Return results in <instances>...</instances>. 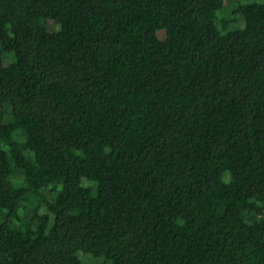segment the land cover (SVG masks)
<instances>
[{
    "label": "trees",
    "instance_id": "16d2710c",
    "mask_svg": "<svg viewBox=\"0 0 264 264\" xmlns=\"http://www.w3.org/2000/svg\"><path fill=\"white\" fill-rule=\"evenodd\" d=\"M251 1L0 0V264H264Z\"/></svg>",
    "mask_w": 264,
    "mask_h": 264
},
{
    "label": "rangeland",
    "instance_id": "374dc122",
    "mask_svg": "<svg viewBox=\"0 0 264 264\" xmlns=\"http://www.w3.org/2000/svg\"><path fill=\"white\" fill-rule=\"evenodd\" d=\"M264 0H258V2H263ZM234 0H224V7L222 10H220L218 13H217V20H216V25L217 27L222 31V26L221 24L225 21H228V20H232L234 19V15H233V10L234 8L236 7V3H233ZM249 2H252L251 0H244L243 4L245 3H249ZM237 18V22H233L229 25V27L227 28V30H233V29H237V28H243V24H244V21L243 19L240 17V16H237L235 17ZM243 25V26H242ZM53 26V23L52 22H49V27H52ZM166 36V33L164 31H161L159 32V37L161 39H164ZM80 257H82L80 255ZM84 259L86 260L87 263H84V264H113L112 261H107L105 258H98V259H94L92 258L91 256L90 257H84ZM83 260V259H82Z\"/></svg>",
    "mask_w": 264,
    "mask_h": 264
}]
</instances>
